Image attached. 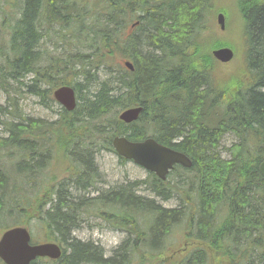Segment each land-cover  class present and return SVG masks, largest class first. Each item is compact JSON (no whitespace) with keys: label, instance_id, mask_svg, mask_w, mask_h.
Wrapping results in <instances>:
<instances>
[{"label":"trees","instance_id":"16d2710c","mask_svg":"<svg viewBox=\"0 0 264 264\" xmlns=\"http://www.w3.org/2000/svg\"><path fill=\"white\" fill-rule=\"evenodd\" d=\"M214 1L0 0V88L10 101L0 107L6 129L0 137V229L38 218L65 244L62 256L44 260L46 264H129L133 252L141 261L147 254L153 260L184 219V235L206 242L214 261L204 247L196 246L179 259L159 257L156 264H250L243 261L245 253L264 251V176L259 170L264 159V0H237L246 66L230 79L213 75L218 61L212 50H236L235 45L203 34L207 25L202 16L210 8L215 13ZM136 21L129 33L128 26ZM48 39L59 52L43 49ZM66 43L75 51L65 54ZM124 59L133 70L122 65ZM100 66L120 74L92 81L91 70ZM27 75L30 83L25 86L47 107L55 101L53 89L62 84L74 87L77 107H61L54 121L20 113L11 91ZM71 76H84L85 81L74 82ZM138 105L142 112L136 121L118 119L120 110ZM229 132L239 141L229 148L231 157L224 158L217 149ZM116 135L130 140L152 136L184 152L192 166L176 165L169 174L177 177L172 181L150 173V181L85 197L99 177L95 155L102 149L115 151ZM51 151L63 156L62 161L72 157L79 168L76 179L60 181L49 197H30L25 186H32L33 176L44 170ZM188 173L196 181H186ZM142 183L163 199L178 194L181 205L166 207L137 193ZM194 196L198 205L191 211L186 202L193 203ZM97 202L122 213L112 214L113 221L128 234L110 255L73 235L85 218L83 210ZM220 210L224 218L217 224ZM107 212L105 218L112 220ZM140 213L149 217L144 225L135 218ZM259 264H264V254Z\"/></svg>","mask_w":264,"mask_h":264},{"label":"rangeland","instance_id":"374dc122","mask_svg":"<svg viewBox=\"0 0 264 264\" xmlns=\"http://www.w3.org/2000/svg\"><path fill=\"white\" fill-rule=\"evenodd\" d=\"M214 4L215 13H213L210 8L209 12H205L202 16L203 24L207 25V28L203 30V34L213 37V39H222L224 41H228L235 45L236 50H234L235 54L233 59L226 63L217 62L218 68L215 69L213 74L216 79H230L234 75H239V71L243 70L246 66V39L244 33V23L238 9L237 0H215ZM222 9L225 10L223 12L226 16V24L224 29L220 27L216 20V15L221 12ZM229 12L230 15H228ZM127 31L129 33H133L135 28L130 27L129 25ZM44 43L43 49L48 48L53 53L54 51L59 52V49L57 50L55 47L51 46V40L48 39ZM73 47L74 46H70L68 43H66L64 49L62 50L65 52V54H67L73 50L75 51V48ZM122 65L124 66L123 63ZM91 72L94 74L92 81H94L95 78L97 81H100L104 78L118 76L120 74L116 72L110 73L109 70L103 66H100L99 70L95 71L93 69ZM29 77L30 76L27 75L23 82H14L16 86L15 92L11 91V93L17 97L16 105L18 111H20L22 114H25V116H29L34 119H40L41 121H54L57 119L59 115L58 110L62 105L58 101H53L51 107H47L41 103L39 97L34 93H31L28 87L25 86L27 84L26 81L30 83V81H28ZM72 78H74V82H76V80L80 83L85 81L84 76H71L69 79ZM96 85L97 83L94 82L92 83L91 87L94 88ZM43 86L49 85L43 84ZM9 102L10 101L7 98V92L0 88V107L2 105L6 106ZM3 118L4 116L1 115L0 119ZM4 136H6V129L4 124L0 123V137ZM238 141L239 139L236 135L230 132L226 133L221 139L220 145L217 149L221 157L230 158L231 156L229 153V148L233 143ZM61 158H63V156H59L54 151L50 152V155L47 156L46 166L45 168H42L44 170L40 172V174L33 176L35 179L30 183L32 186H29V184H26L25 186V191L30 197H36L40 195L49 197L51 194H53L57 184L60 181H75L77 172L76 169L79 168L74 166L72 157L69 159H67V157L63 161ZM94 160L99 177L97 180H93V185H91L88 190L84 191L85 197L97 196L99 192L101 193L102 191H105L111 187L119 186L121 184L129 185L134 181H150L151 179L149 176V171L146 168L132 160L123 161L116 151L102 149L95 155ZM10 161L11 159L8 160V167L11 165ZM174 177L177 178L175 174L169 175L168 180L172 181ZM188 177L189 178L186 177V181H192L191 178H193V181H196L194 173H188ZM134 187H137V185ZM192 187L196 188V184H192ZM136 191L137 193L143 194L148 198L155 199L156 202H159L166 207H176L181 205L182 200L178 194L168 199H163L161 196H157L151 191V189L148 188V183H142L138 186ZM187 203L192 206L191 211H194L198 205L197 197H193V203H189L188 201L186 204ZM107 211L111 213L110 216L113 217L112 220L105 218V214L108 213ZM118 211L119 210L115 206H102V204L98 202L90 203V205H88V207L83 210V216L85 218L73 231V235L84 241H93L95 244L100 245L104 249L106 255H110L114 251V248H116L128 235L126 230L118 227L117 223L119 221L115 223L113 221L115 217L112 214H122ZM3 217L8 218L9 220L7 221L9 223L13 222V220L9 218V215H4ZM135 218H137V220L144 225L146 224L147 218L149 217L144 213H140L139 215H136ZM223 218V211L221 212L220 210L216 215V223L219 224ZM122 223H124V221H122L121 224ZM186 225L187 223L184 219L183 222L179 223V225L175 227L173 232L166 239L165 246L160 249L159 252H161V254H159V252L155 253V258L153 260L150 259L151 255L147 254L146 258L141 261L139 254L137 252H133L129 264H156L159 257H167L169 260L174 258L179 259L200 244L204 245V248L207 250V253L210 257V261L213 262L214 256H212L211 249L206 242L200 241L196 236L189 238L184 235V228ZM130 226L132 227L131 224ZM29 228L33 235V242H36V240L58 241L55 235L51 234L49 229L47 227L45 228L38 218L31 220ZM132 237L136 238V235L132 233ZM235 251L237 254H239L237 249H235ZM263 254L264 251H261V249H250L247 253H245L243 261L247 263L250 262V264H259V259L263 256ZM44 260L48 259H42L38 262V264H46L47 262ZM2 264L4 263L2 262ZM223 264H227V262L225 263L223 261Z\"/></svg>","mask_w":264,"mask_h":264},{"label":"water","instance_id":"95a60500","mask_svg":"<svg viewBox=\"0 0 264 264\" xmlns=\"http://www.w3.org/2000/svg\"><path fill=\"white\" fill-rule=\"evenodd\" d=\"M217 22L222 29L225 28V15L220 12ZM213 55L221 62H229L234 51L231 47L223 46L213 50ZM125 65L134 69V65L126 61ZM55 99L67 110H73L77 99L75 90L70 85H62L53 91ZM142 112V106H132L119 113V119L131 123L138 119ZM119 155L134 160L147 170L155 172L161 179H165L168 172L175 164L185 167L192 165L191 159L183 152L159 143L152 137L142 141H132L125 136H115L112 141ZM260 171L264 176V160L260 163ZM62 254L61 246L56 242H44L33 244L31 233L25 226H15L4 231L0 237V257L6 264H30L39 256L58 258Z\"/></svg>","mask_w":264,"mask_h":264},{"label":"flooded vegetation","instance_id":"af4514ba","mask_svg":"<svg viewBox=\"0 0 264 264\" xmlns=\"http://www.w3.org/2000/svg\"><path fill=\"white\" fill-rule=\"evenodd\" d=\"M98 191H99V190H98ZM98 194H100V192H99Z\"/></svg>","mask_w":264,"mask_h":264}]
</instances>
